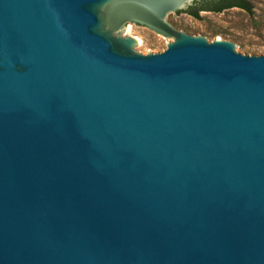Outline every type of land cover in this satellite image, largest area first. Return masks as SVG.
I'll return each instance as SVG.
<instances>
[{
  "label": "water",
  "instance_id": "1",
  "mask_svg": "<svg viewBox=\"0 0 264 264\" xmlns=\"http://www.w3.org/2000/svg\"><path fill=\"white\" fill-rule=\"evenodd\" d=\"M192 2L0 0V264H264V54Z\"/></svg>",
  "mask_w": 264,
  "mask_h": 264
},
{
  "label": "rangeland",
  "instance_id": "2",
  "mask_svg": "<svg viewBox=\"0 0 264 264\" xmlns=\"http://www.w3.org/2000/svg\"><path fill=\"white\" fill-rule=\"evenodd\" d=\"M248 2L252 13L239 7L221 12H200L199 19L185 12L179 15L170 13V25L183 33L192 30L196 37H202L208 42L224 40L237 44L247 55H261L264 54V0ZM121 34L133 36L140 45L136 52L141 54L162 52L174 41L139 24L128 25Z\"/></svg>",
  "mask_w": 264,
  "mask_h": 264
},
{
  "label": "trees",
  "instance_id": "3",
  "mask_svg": "<svg viewBox=\"0 0 264 264\" xmlns=\"http://www.w3.org/2000/svg\"><path fill=\"white\" fill-rule=\"evenodd\" d=\"M220 4L216 5L215 7L211 8L210 11L212 12H221L225 9L230 8V6L234 5L236 7H239L243 10H245L248 13H252V7L251 4L248 2V0H219ZM223 2V3H221ZM202 8L200 7H194L190 6L183 12L188 13L192 17L199 19L200 18V11Z\"/></svg>",
  "mask_w": 264,
  "mask_h": 264
},
{
  "label": "flooded vegetation",
  "instance_id": "4",
  "mask_svg": "<svg viewBox=\"0 0 264 264\" xmlns=\"http://www.w3.org/2000/svg\"><path fill=\"white\" fill-rule=\"evenodd\" d=\"M218 1H219V0H193L192 4L189 5L188 7H190V6H194V7H196V6H197V7L202 8L200 12H210V9H211V8H213V7H215L216 5L220 4ZM221 3H223V2H221ZM188 7H187V8H188ZM232 7H236V6H234V5L230 6V8H232ZM176 12H183V11H182V10H178V11H176ZM168 13H172V12H168ZM168 13H167V14H168ZM166 16H167V15H166ZM129 23H131V22H127V23H125V29H126V27H127V25H128ZM134 24H136V23H134ZM139 25H141V24H139ZM142 26H145V25H142ZM145 27H147V26H145ZM125 29H124V30H125ZM124 30L121 31V33L124 32ZM121 35H122V34H121Z\"/></svg>",
  "mask_w": 264,
  "mask_h": 264
},
{
  "label": "bare ground",
  "instance_id": "5",
  "mask_svg": "<svg viewBox=\"0 0 264 264\" xmlns=\"http://www.w3.org/2000/svg\"><path fill=\"white\" fill-rule=\"evenodd\" d=\"M139 40V39H138Z\"/></svg>",
  "mask_w": 264,
  "mask_h": 264
}]
</instances>
